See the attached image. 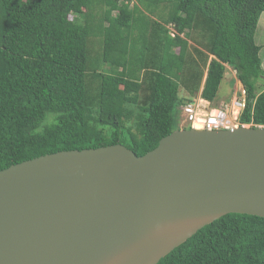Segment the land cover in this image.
<instances>
[{
  "label": "trees",
  "instance_id": "1",
  "mask_svg": "<svg viewBox=\"0 0 264 264\" xmlns=\"http://www.w3.org/2000/svg\"><path fill=\"white\" fill-rule=\"evenodd\" d=\"M262 13L264 0H0V171L116 144L143 156L180 106L216 101L227 67L239 122L264 127ZM157 264H264V218L225 215Z\"/></svg>",
  "mask_w": 264,
  "mask_h": 264
},
{
  "label": "water",
  "instance_id": "2",
  "mask_svg": "<svg viewBox=\"0 0 264 264\" xmlns=\"http://www.w3.org/2000/svg\"><path fill=\"white\" fill-rule=\"evenodd\" d=\"M228 214L264 218V127L57 152L0 171V264H157Z\"/></svg>",
  "mask_w": 264,
  "mask_h": 264
},
{
  "label": "built area",
  "instance_id": "3",
  "mask_svg": "<svg viewBox=\"0 0 264 264\" xmlns=\"http://www.w3.org/2000/svg\"><path fill=\"white\" fill-rule=\"evenodd\" d=\"M239 96L234 97L227 104L213 109L211 104L200 96L194 98L190 103L179 107L180 118L186 128L206 131L233 130L243 125L239 122L241 112L245 108V91L240 86ZM214 112V113H211ZM198 115L205 116L198 119ZM182 116V117H181Z\"/></svg>",
  "mask_w": 264,
  "mask_h": 264
},
{
  "label": "rangeland",
  "instance_id": "4",
  "mask_svg": "<svg viewBox=\"0 0 264 264\" xmlns=\"http://www.w3.org/2000/svg\"><path fill=\"white\" fill-rule=\"evenodd\" d=\"M191 36H192L191 37L192 42L190 43L191 48L197 47L203 50L201 44L198 42L199 41L198 36H196L195 34H192ZM255 41L258 45L262 47L259 55L262 58V61H263L262 66L264 67V13L261 14L259 21H258V25H257L256 33H255ZM190 50L194 53L193 48ZM196 63L200 65L199 61H197ZM201 66L202 65L197 66V67L201 68ZM203 82L204 81L202 80L201 85L203 84ZM232 82H235L234 87L231 86L233 85ZM240 86H241L240 83L239 82L236 83V80L234 79V71L231 68L227 67L225 78L223 79V82L221 84L220 90L216 97V101L213 104H211V106L218 108V107H221L223 104H226V103L228 104L231 99L239 96L238 92L240 90ZM196 95L194 97H196L197 99L198 98L197 96H199V94L197 96ZM211 113H214V112H211ZM182 118H180V114L175 116V122H174L175 130L186 128V126L182 124L183 123L182 121H184L182 120Z\"/></svg>",
  "mask_w": 264,
  "mask_h": 264
},
{
  "label": "bare ground",
  "instance_id": "5",
  "mask_svg": "<svg viewBox=\"0 0 264 264\" xmlns=\"http://www.w3.org/2000/svg\"><path fill=\"white\" fill-rule=\"evenodd\" d=\"M205 116H202V115H198V119H204Z\"/></svg>",
  "mask_w": 264,
  "mask_h": 264
},
{
  "label": "clouds",
  "instance_id": "6",
  "mask_svg": "<svg viewBox=\"0 0 264 264\" xmlns=\"http://www.w3.org/2000/svg\"><path fill=\"white\" fill-rule=\"evenodd\" d=\"M263 67V66H262ZM263 69H264V67H263ZM241 85V84H240ZM210 103V102H209ZM211 104V103H210ZM212 107V106H211ZM213 108V107H212ZM213 109H217V108H213Z\"/></svg>",
  "mask_w": 264,
  "mask_h": 264
}]
</instances>
